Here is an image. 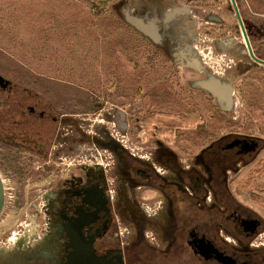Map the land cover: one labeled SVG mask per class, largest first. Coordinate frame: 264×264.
<instances>
[{
  "label": "rangeland",
  "instance_id": "1",
  "mask_svg": "<svg viewBox=\"0 0 264 264\" xmlns=\"http://www.w3.org/2000/svg\"><path fill=\"white\" fill-rule=\"evenodd\" d=\"M236 2L245 22L260 31L250 33L257 44L264 39V0ZM248 8L260 17H250ZM126 13L157 17L160 40L137 31ZM234 27L228 0H0L4 264H28L38 257L26 243L40 242L36 236L45 233L52 195L45 169L53 157L48 155L56 152L55 168L65 170L70 184L101 180L115 202L125 205L128 156L162 172L164 154L174 153L176 174L181 171V181L200 192L193 178L201 177L197 170L208 176L209 152L219 155L220 147L231 153L232 138L256 139L260 147L250 161L239 162L238 173L229 172L228 185L233 199L264 221V69L221 46L227 36L238 38ZM211 79L231 86L228 105L206 88ZM191 110L197 114L177 122ZM119 113L125 129L119 126ZM151 113V121L176 129H156V134L152 126L144 128L142 120ZM41 121H46L44 128ZM180 188L177 194L184 200ZM208 197L213 200L209 191ZM185 202L193 217L192 205ZM176 212H181L178 206ZM118 226L116 233L126 232ZM261 233L258 241L264 243V229ZM118 245L130 256L127 247ZM138 247L144 246L138 242ZM149 256H130L128 262L155 264L147 261ZM154 260L172 264L165 256ZM187 260L182 252L181 263Z\"/></svg>",
  "mask_w": 264,
  "mask_h": 264
},
{
  "label": "flooded vegetation",
  "instance_id": "2",
  "mask_svg": "<svg viewBox=\"0 0 264 264\" xmlns=\"http://www.w3.org/2000/svg\"><path fill=\"white\" fill-rule=\"evenodd\" d=\"M228 1L237 25L233 29L239 34L238 38L234 37L235 40L227 36L221 46L238 53L242 58L247 57L264 69V39L260 38L254 44L250 34L254 29L256 34L260 31L245 22L235 2L247 45L233 6ZM248 9L250 17H260L251 8ZM157 21L156 17V24L159 23ZM221 23L218 25L223 27ZM224 27L228 25L225 23ZM186 113L177 122L183 123L187 117L197 114L193 110ZM123 117L119 113V126L125 129ZM153 117L154 113H151L143 118L141 124L144 128L152 126L155 133L156 129L158 133L163 128L169 131L176 129L175 126L169 128L160 120L151 121ZM45 123L41 121L39 124L44 128ZM198 124L200 122L196 126ZM176 126L181 127L178 124ZM230 146L231 153L220 147L219 151L223 153L219 155L209 152L205 171L208 176L197 170L201 177L196 175L193 185L200 184V192L195 189L191 191L181 181V171H178L179 175L176 174V154H164L162 160L166 167L162 172H157L151 162L135 164L132 157L128 156L123 184L125 205L115 202L101 180L70 184L65 170L59 172L55 168L53 160L58 161L57 152L48 155V158L53 156L45 169L50 173L48 188L52 195L45 209V233L42 237L36 236L40 242L35 240L29 243L28 240L26 243L30 253L36 255L38 252V257L33 255L28 264H129L130 256L142 260L148 253L150 256L147 261L152 260L155 264H166L164 260H154L159 256L172 258V264H264V243L258 241L264 221L247 206L234 200L228 185L229 172L238 173L239 162L245 157L250 161L255 150L260 147V142L256 139L232 138ZM188 180L191 182V177ZM187 184L190 186V183ZM179 188L182 189L184 200H179ZM207 188L213 195L212 201ZM214 193H218L217 199H214ZM185 201L192 205L195 213L193 217L185 210ZM176 206L180 208V213L176 212ZM117 224L125 226L123 230L126 232L116 233ZM121 226H118L119 230ZM18 240L23 242L22 236ZM138 242L144 247L135 249ZM118 244L127 247L130 256L124 255ZM182 252H187L188 260L181 263Z\"/></svg>",
  "mask_w": 264,
  "mask_h": 264
},
{
  "label": "water",
  "instance_id": "3",
  "mask_svg": "<svg viewBox=\"0 0 264 264\" xmlns=\"http://www.w3.org/2000/svg\"><path fill=\"white\" fill-rule=\"evenodd\" d=\"M233 9L235 11L236 17L238 19L241 31L243 33L244 39L247 43V37L246 34L244 32V28L242 25V22L240 20V16L239 13L237 11V7L235 4L234 0H230ZM171 15V14H170ZM169 17L166 18V20H168L170 18ZM125 19L128 23H130L137 31H139L140 33L144 34L145 36H148L150 38H152L154 41H159L160 40V35H159V28L156 24V19H142V18H138V17H134L132 15H130L129 13L125 14ZM150 23V24H148ZM248 45V43H247ZM250 55L253 57V54L251 53V50L248 46ZM191 66H196L195 63H190ZM206 88L212 92V94L217 98L222 100L226 105H228L232 99V91H231V86L229 84H224L221 83L219 80L217 79H211L206 85ZM1 183H0V200H1ZM3 260H5L4 254L0 255V264H4Z\"/></svg>",
  "mask_w": 264,
  "mask_h": 264
},
{
  "label": "bare ground",
  "instance_id": "4",
  "mask_svg": "<svg viewBox=\"0 0 264 264\" xmlns=\"http://www.w3.org/2000/svg\"><path fill=\"white\" fill-rule=\"evenodd\" d=\"M236 2V1H235ZM148 24H150V23H148ZM255 55V54H254ZM231 91H232V88H231ZM0 208H2V207H0Z\"/></svg>",
  "mask_w": 264,
  "mask_h": 264
}]
</instances>
